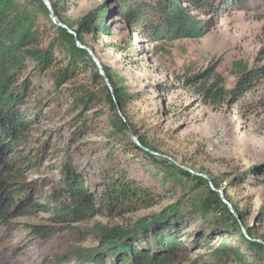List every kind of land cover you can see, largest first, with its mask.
Here are the masks:
<instances>
[{
	"label": "rangeland",
	"instance_id": "1",
	"mask_svg": "<svg viewBox=\"0 0 264 264\" xmlns=\"http://www.w3.org/2000/svg\"><path fill=\"white\" fill-rule=\"evenodd\" d=\"M133 1L66 0L60 2V11L64 19L77 25L92 11L103 8L109 34L86 33L85 40L123 86V111L133 126L131 134L143 136L160 159L227 179L221 190L224 194L228 191L245 210L246 219L240 221L252 228L253 236L248 233L249 237L264 242L262 171L250 173L248 182L235 187L228 184V179L250 167L264 166V81L239 100L228 97L217 106L203 94V87L214 77L198 78L212 69L222 85L231 89L238 80L235 61L247 62L250 67L264 65V0H235L233 7L215 18L212 30L202 38L156 42L134 31L127 18L118 15ZM40 21H46L41 14ZM96 22L101 24L102 18L93 24ZM86 70L73 85L87 82L97 91L99 99L87 113L71 99L72 83L57 87L47 73H32L28 96L19 108L35 118L26 147L38 162L33 169H25L26 178L19 179L21 183L16 186L33 185V198L43 204L63 183L61 169L70 163L95 194L93 204L101 212L86 220L66 222L54 220V213L45 210H28L26 215L10 217L7 223L0 219V264H96L94 258L103 253L101 239L94 233L97 225L131 228L179 197L197 200L207 196L206 188L174 174L169 162L154 163L140 150L128 152L121 136L109 137L115 128L106 102L107 83L96 82L90 68ZM85 120L84 130L76 133ZM120 174L163 193L164 199L159 205L141 206L122 215L109 211L103 205L106 200L101 199L104 181ZM186 219L190 251L177 264H222L208 259V252L209 248H218L223 238L216 236L211 246L198 248L192 239L204 222L194 215L187 214ZM226 238L229 246H237L234 237ZM241 253L252 261L253 251ZM104 259L111 262L114 258ZM229 264L243 262L230 260Z\"/></svg>",
	"mask_w": 264,
	"mask_h": 264
},
{
	"label": "trees",
	"instance_id": "2",
	"mask_svg": "<svg viewBox=\"0 0 264 264\" xmlns=\"http://www.w3.org/2000/svg\"><path fill=\"white\" fill-rule=\"evenodd\" d=\"M50 1L59 19L74 32L51 19L43 0H0V219L5 223L14 215H26L28 210L53 212V219L61 222L86 220L101 212V208L93 204L96 202L95 194L70 163L61 169L63 183L58 189H53L43 204L33 198V185L16 186V183H21L19 179L26 178L25 169H33L38 162L35 153L26 147L35 118L19 108L28 96L32 73H47L59 87L65 83L73 85L74 79L89 67L93 80L106 83L99 65L86 48L90 46L85 40L86 33L109 34L103 8L92 11L76 25L61 14L60 2L66 0ZM234 3L235 0H134L127 10L118 15L127 18L134 31L152 42L199 39L212 30L215 18L228 11ZM40 14L46 18L45 22L40 21ZM202 14L207 17H202ZM99 17L102 23L93 24ZM30 65L32 69L28 70ZM101 65L111 83V87L105 84L106 102L112 112L111 124L115 128L109 137L121 136L128 152L141 151L154 163L169 162V166L176 171L174 174L193 180L197 187L206 188L207 196L197 200L179 197L160 212L140 219L131 228L97 225L98 231L94 233L101 239L103 253L94 258L96 264H114V260L118 264H177L180 258H184L185 252L190 251V241L186 238L189 228L187 214L198 216L204 222L192 239L198 248L211 246L216 236L223 238L218 248H209L211 257L208 259L221 261L222 264H229L230 260H240L243 264H264V244L244 233L237 215L244 221L245 210L234 202L228 191H225V197L233 210L213 189L207 177L182 168L167 158L160 159L157 150L150 148L143 136L137 135L138 143L133 139V126L123 111V86L117 83L108 65L102 62ZM233 66L238 80L231 89L222 85L223 81L212 69L198 75V78L204 79L214 77L203 87L204 96L213 105L218 106L228 97L237 101L264 81V65L250 67L247 62L235 61ZM90 87L89 83L83 82L70 88L71 99L74 104L83 107L84 113L91 111L99 99L97 91ZM86 123L85 120L76 133L82 132ZM263 167L254 165L228 179V184L235 187L248 182L249 174H258L259 170L264 175ZM208 177L215 188H224L227 179L223 176ZM104 183L101 199L106 202L103 205L121 215L141 206L159 205L164 199L163 193L155 192L123 174L112 176ZM244 225L253 236L252 228ZM227 236L234 237L237 246H229ZM243 250L253 251L251 262L241 253ZM110 257L114 258L111 262L104 259Z\"/></svg>",
	"mask_w": 264,
	"mask_h": 264
},
{
	"label": "water",
	"instance_id": "3",
	"mask_svg": "<svg viewBox=\"0 0 264 264\" xmlns=\"http://www.w3.org/2000/svg\"><path fill=\"white\" fill-rule=\"evenodd\" d=\"M43 1H44L45 5L48 7V9H49V11H50V17H51V19H52L55 23H57L58 25L63 26V27H65V28H68L69 31L74 32L72 29H70V28L68 27V25H67L65 22L61 21V20L59 19V17L56 15L55 10H54V8H53V6H52L51 1H50V0H43ZM78 43H79V42H78ZM83 47H86V46L83 45ZM86 48L89 50V52H90L92 58L94 59V61L99 65V69H100L101 76L104 78V80H105V82L108 84V86L111 87L110 80H109L108 76L106 75V73H105V71H104V69H103V67H102V65H101V63H100V61L98 60V57H97L95 51L92 50L90 47H86ZM132 137H133V139L138 143V139H137V137H135L133 134H132ZM187 169H188L189 171H191V172H194L193 170H191V169H189V168H187ZM194 173H196V174H200V175H203L204 177H207V178L209 179V182H210L211 186L213 187V189L217 190V192L219 193V195L221 196V198L223 199V201L226 202V203L229 205V207L231 208V210H233V207H232L231 203L226 199L223 190L215 188L214 185H213V183H212V180H211L206 174L197 173V172H194ZM237 217H238V219H239V221H240L241 219L239 218L238 215H237ZM240 223H241V221H240ZM241 227H242V230L244 231V233H245L247 236H249L246 227H245L242 223H241ZM252 239L255 240V241H257V242H261V243L264 244V242H263L261 239H257V238H252Z\"/></svg>",
	"mask_w": 264,
	"mask_h": 264
}]
</instances>
